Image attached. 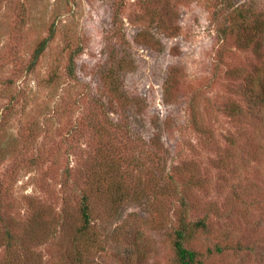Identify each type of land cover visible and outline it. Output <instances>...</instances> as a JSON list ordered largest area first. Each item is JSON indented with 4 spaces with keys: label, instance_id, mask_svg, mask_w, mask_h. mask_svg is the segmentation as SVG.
Returning <instances> with one entry per match:
<instances>
[{
    "label": "rangeland",
    "instance_id": "374dc122",
    "mask_svg": "<svg viewBox=\"0 0 264 264\" xmlns=\"http://www.w3.org/2000/svg\"><path fill=\"white\" fill-rule=\"evenodd\" d=\"M229 1L0 0V259L7 227L29 264H61L79 196L115 167L125 200L92 194L105 249L89 264H172L182 195L207 217L194 248L231 243L211 264H264V104L247 91L264 83V0Z\"/></svg>",
    "mask_w": 264,
    "mask_h": 264
},
{
    "label": "trees",
    "instance_id": "16d2710c",
    "mask_svg": "<svg viewBox=\"0 0 264 264\" xmlns=\"http://www.w3.org/2000/svg\"><path fill=\"white\" fill-rule=\"evenodd\" d=\"M227 4H229V0H226ZM237 9L234 7L231 13L235 14L231 16V21L228 23L230 30L233 29L232 24H238L239 18H243L242 11H236ZM236 12V13H235ZM242 25H239L238 29L241 28ZM257 28V31L262 30L260 29V24L257 23L255 25ZM263 31V30H262ZM238 35V30H237ZM240 37L237 38V41ZM48 38L42 39L37 47L34 50L33 53V60L39 56V54L43 51L44 47L47 44ZM247 39H240V44L242 46H248L251 40H249V43H245ZM258 41V40H257ZM254 49H257V43L254 41ZM68 72L70 74L74 73V65L72 58L70 59V64L68 66ZM107 76V75H106ZM105 76V77H106ZM259 89V90H257ZM247 91L249 93L250 100L248 101V104L250 105L251 110L253 109V106L264 104V83H259V81H256V85L252 83V86L250 85L247 88ZM116 96L119 98L120 96L115 92ZM252 94V95H251ZM249 99V98H248ZM120 108L126 107V102L122 99L120 103H117ZM228 112L230 113H238L240 112V107L234 108L228 107ZM264 122V120H262ZM113 124L117 126H121L119 122L117 124L115 122H112ZM117 168H113L110 170L111 173H108L110 176L109 179H106V176H104L103 183L93 184L89 186L88 190L84 192L82 195L79 196V200L77 203V214H78V223H76L70 233L69 238V244L70 249L67 251L66 255L61 258L60 262L61 264H89L94 258L92 257V254L96 251L103 252L105 249V244L103 241L100 240V233L98 235V232L94 229V222H93V216H92V194H103L107 193L108 200L113 205L120 204L121 201L125 200V195L121 191L122 189V182H120L118 179L115 178V175H117ZM121 171V170H120ZM107 174V172L105 173ZM113 175V176H112ZM118 177V176H117ZM164 181V186L167 184H170L172 186L174 184V178L168 174L166 175H160ZM97 185V186H96ZM96 186V189L94 188ZM167 187V186H166ZM176 186H174V192H177ZM93 191V192H92ZM248 192L250 190H247ZM92 192V193H91ZM137 194V193H134ZM250 194V193H249ZM252 198H255L254 195H251ZM1 199L0 197V205H1ZM180 204L177 211V217L175 221V225H171L169 230H166L163 235L167 236L168 243L170 244V247L173 251V257H172V264H211L210 260L217 259L216 257H221V255L224 256V253H226L228 250V245L231 243H224L226 240L224 239L225 236L219 234L216 240H213V245L209 246L206 249V254L203 255L201 252H199L196 248H194V244L197 241L196 237L198 234H204L209 231V226L207 222L206 216L196 217V218H190V210H192V206H189V209L187 207V203L185 201V196H180ZM61 216L59 219L68 220L69 213L68 210H62ZM65 215V216H63ZM58 219V220H59ZM4 219L2 218V214L0 213V222H2ZM67 223V222H66ZM64 224V220L62 222ZM55 229L52 228L51 232L49 233V236L54 233ZM2 246H3V254L0 259V264H29L28 258L30 253V248L26 244H22L20 242V239L16 234L12 233L10 229L7 227L4 228L3 236H2ZM241 243L235 242V248H239ZM124 251V257L125 260L130 261L131 257L136 255L139 256L140 259H142V254L140 250L137 248L132 249H123ZM137 251V252H135ZM140 253V254H138ZM37 264H41L38 263Z\"/></svg>",
    "mask_w": 264,
    "mask_h": 264
}]
</instances>
